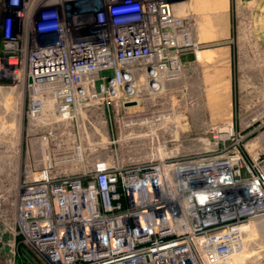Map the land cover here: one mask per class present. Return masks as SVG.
I'll return each mask as SVG.
<instances>
[{"label":"built area","instance_id":"1","mask_svg":"<svg viewBox=\"0 0 264 264\" xmlns=\"http://www.w3.org/2000/svg\"><path fill=\"white\" fill-rule=\"evenodd\" d=\"M181 1L7 0L43 160L17 228L43 264H234L264 220V114L216 128L205 152L174 146L169 86L200 49Z\"/></svg>","mask_w":264,"mask_h":264},{"label":"rangeland","instance_id":"2","mask_svg":"<svg viewBox=\"0 0 264 264\" xmlns=\"http://www.w3.org/2000/svg\"><path fill=\"white\" fill-rule=\"evenodd\" d=\"M6 8L7 0H0V264H43L17 228L19 195L26 184L34 182L43 160L39 135L28 117L27 54L31 48L25 45L18 53L17 67L9 65L1 29ZM186 19L200 45L191 54L194 58L202 54L203 59L202 64L183 65L176 81L185 122L176 131L182 143L174 146L196 154L210 148L216 128L233 124L240 133L250 120L264 114V0H230L231 32L225 38L209 35L205 28L199 37L196 21ZM202 76L217 78L215 87L205 91ZM248 230L246 251L234 264H264V220Z\"/></svg>","mask_w":264,"mask_h":264},{"label":"crops","instance_id":"3","mask_svg":"<svg viewBox=\"0 0 264 264\" xmlns=\"http://www.w3.org/2000/svg\"><path fill=\"white\" fill-rule=\"evenodd\" d=\"M176 10L180 16L185 18L190 17L196 21V31H198L197 35L199 37L203 36L204 28L209 35L212 34L218 39L230 35V0H182L181 3L176 6ZM202 59V54L194 58V55L187 53L183 57V65L193 63V61L202 64ZM215 80H217V78L211 79L202 76L201 81L203 83L201 87L204 86L205 91L208 87H211V85L215 87ZM209 81L210 83L208 84ZM175 85L179 86L180 84L176 82L170 85L169 90L174 96L181 97L180 90H177L178 88H176ZM217 86L218 85H216V87ZM226 88L228 91L231 90V85H227Z\"/></svg>","mask_w":264,"mask_h":264},{"label":"bare ground","instance_id":"4","mask_svg":"<svg viewBox=\"0 0 264 264\" xmlns=\"http://www.w3.org/2000/svg\"><path fill=\"white\" fill-rule=\"evenodd\" d=\"M250 228H251V227H250ZM248 229H249V228H248ZM245 251H246V250H245ZM245 251H243V252H245ZM243 252H241V253H243ZM241 253H240V254H241ZM238 255H239V254H238ZM238 255H237V256H238ZM237 256L235 257V261H234L235 263H236Z\"/></svg>","mask_w":264,"mask_h":264}]
</instances>
